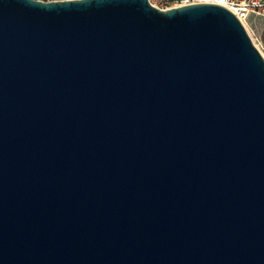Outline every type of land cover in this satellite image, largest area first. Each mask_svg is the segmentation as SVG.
Masks as SVG:
<instances>
[{"label":"water","instance_id":"water-1","mask_svg":"<svg viewBox=\"0 0 264 264\" xmlns=\"http://www.w3.org/2000/svg\"><path fill=\"white\" fill-rule=\"evenodd\" d=\"M0 264H264V57L232 12L0 0Z\"/></svg>","mask_w":264,"mask_h":264},{"label":"built area","instance_id":"built-area-1","mask_svg":"<svg viewBox=\"0 0 264 264\" xmlns=\"http://www.w3.org/2000/svg\"><path fill=\"white\" fill-rule=\"evenodd\" d=\"M149 2L161 10L201 3L221 5L240 20L251 39L253 38L251 30L252 22L261 19L264 20V0H149Z\"/></svg>","mask_w":264,"mask_h":264},{"label":"rangeland","instance_id":"rangeland-1","mask_svg":"<svg viewBox=\"0 0 264 264\" xmlns=\"http://www.w3.org/2000/svg\"><path fill=\"white\" fill-rule=\"evenodd\" d=\"M45 2L49 1H60V0H41ZM252 35L254 41L257 44V48L260 51L261 55L264 56V20H256L252 22L251 25ZM255 45V44H254Z\"/></svg>","mask_w":264,"mask_h":264},{"label":"bare ground","instance_id":"bare-ground-1","mask_svg":"<svg viewBox=\"0 0 264 264\" xmlns=\"http://www.w3.org/2000/svg\"><path fill=\"white\" fill-rule=\"evenodd\" d=\"M253 39V43L255 44V46H257V44H256V42L254 41V38H252ZM264 57V56H263Z\"/></svg>","mask_w":264,"mask_h":264}]
</instances>
